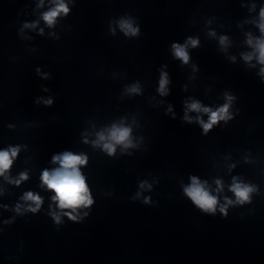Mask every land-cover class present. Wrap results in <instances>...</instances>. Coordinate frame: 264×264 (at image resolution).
<instances>
[{
    "label": "water",
    "instance_id": "1",
    "mask_svg": "<svg viewBox=\"0 0 264 264\" xmlns=\"http://www.w3.org/2000/svg\"><path fill=\"white\" fill-rule=\"evenodd\" d=\"M63 2L49 26L58 0H0V151L19 148L0 176V264H264V0ZM173 44L187 45V63ZM193 102L228 103L230 118L204 134L209 115ZM114 126L131 144L110 155ZM65 151L87 157L93 203L75 211L41 181ZM192 177L215 213L185 194ZM234 182L253 189L248 201ZM27 192L42 198L35 213Z\"/></svg>",
    "mask_w": 264,
    "mask_h": 264
},
{
    "label": "clouds",
    "instance_id": "2",
    "mask_svg": "<svg viewBox=\"0 0 264 264\" xmlns=\"http://www.w3.org/2000/svg\"><path fill=\"white\" fill-rule=\"evenodd\" d=\"M69 8L63 2V0H58L56 7H54L49 12L43 15L45 22L51 26L58 15L61 13L67 14ZM261 24L259 25L262 33H264V8L260 11ZM122 30L125 31V34L131 33L136 35L138 32L137 28H133L132 25L127 21H122L120 24ZM225 38H221V43H224ZM188 43L193 47L197 46L198 41L195 39L189 38ZM251 43V41H249ZM187 45L173 44L172 48L174 49V55L181 59L184 63H187L189 60V55L186 51ZM257 51L259 53L258 59L261 64H264V40H259L256 45ZM251 56H246V60H250ZM39 71V70H37ZM264 72V68L261 69ZM168 83L167 74H161L160 80V93L166 94V85ZM130 91L136 92L137 88L133 87ZM227 99L231 101L233 98L228 96ZM52 101L47 100L45 104L51 105ZM190 110L193 111H203L209 115L208 122L205 123L202 120L200 121L201 126L204 129V134H207L220 120L229 119V104L226 103L221 106L216 111L208 107L202 108L200 103L193 102L188 105ZM187 119V116L185 117ZM130 129L128 128H117L113 127L110 132L109 139L114 143H105L103 145L104 149L111 155L115 151V144H124L126 147L130 146L131 141L129 140ZM99 140H105V136L100 134ZM19 148H11L8 150L0 151V176H3L12 166L13 159L17 156ZM53 162H58L60 167L52 171L44 170L41 175V181L48 190L55 193L52 197V200L57 203V207L61 210L72 209L75 211L77 208L83 206L88 207L93 203V200L88 191V186L85 182V177L81 174L80 166L86 165L87 157L83 155H77L70 151H65L61 155L53 156ZM27 174L21 173L20 179L16 180L15 183L19 185L22 180H27ZM191 185L184 189L185 194L192 200V202L201 210L209 213H215L217 206V198L209 193L203 184L196 177L191 178ZM220 182L217 181V184ZM239 202H246L249 200V194L253 189L247 185L242 186L239 183H233L231 188ZM24 200L32 201L35 203L36 207L30 208L32 212H37L42 204V198L39 195L33 194L32 192L25 193ZM17 211H19V206H17ZM220 211L225 213V209L221 208ZM70 220L76 221L78 218L74 216L72 212H65ZM53 219L56 223H60V216L53 215Z\"/></svg>",
    "mask_w": 264,
    "mask_h": 264
}]
</instances>
